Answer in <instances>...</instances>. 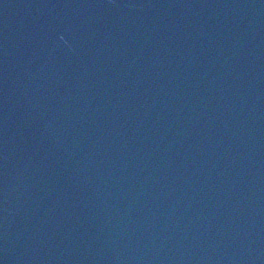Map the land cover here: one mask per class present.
Returning <instances> with one entry per match:
<instances>
[{"label":"water","instance_id":"obj_1","mask_svg":"<svg viewBox=\"0 0 264 264\" xmlns=\"http://www.w3.org/2000/svg\"><path fill=\"white\" fill-rule=\"evenodd\" d=\"M0 264H264V0H0Z\"/></svg>","mask_w":264,"mask_h":264}]
</instances>
